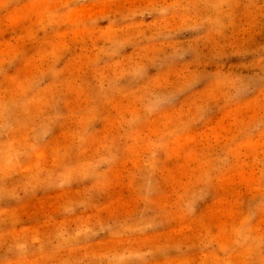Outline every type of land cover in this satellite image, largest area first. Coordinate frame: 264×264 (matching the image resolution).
<instances>
[{"label": "rangeland", "instance_id": "obj_1", "mask_svg": "<svg viewBox=\"0 0 264 264\" xmlns=\"http://www.w3.org/2000/svg\"><path fill=\"white\" fill-rule=\"evenodd\" d=\"M0 264H264V0H0Z\"/></svg>", "mask_w": 264, "mask_h": 264}]
</instances>
